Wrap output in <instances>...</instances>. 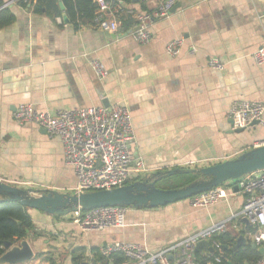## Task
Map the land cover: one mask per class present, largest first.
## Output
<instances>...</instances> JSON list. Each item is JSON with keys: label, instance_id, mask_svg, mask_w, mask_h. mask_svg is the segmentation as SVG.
<instances>
[{"label": "crops", "instance_id": "0c3cea01", "mask_svg": "<svg viewBox=\"0 0 264 264\" xmlns=\"http://www.w3.org/2000/svg\"><path fill=\"white\" fill-rule=\"evenodd\" d=\"M5 1L14 21L0 29V181L36 193H68L76 183L59 140L35 125L15 122L21 104L51 115L125 107L135 137L134 157L149 175L201 169L264 145V126L235 134L229 119L234 102L264 104V65L252 58L264 44V0H177L168 17L148 24L151 39L144 45L129 34L136 15L153 11L142 0H116L122 8L116 19L130 25L121 33L101 31L93 23L75 26L62 17L52 20ZM177 40L182 41L180 53L168 55L167 46ZM211 58L221 70L209 67ZM93 60L105 66V79L93 73ZM169 182L172 177L157 184ZM244 200L240 191H227L225 200L207 208H195L191 200L128 208L123 228L87 232L67 216L28 210L41 236L25 238L35 255L24 264H49L46 257L56 264H74L73 257L80 258L77 264H116L115 258L124 259L117 262L122 264V255L105 257L103 249L124 242L157 253L220 223L233 239L229 250L250 246L258 253L262 247L251 244V227L241 215ZM239 236L243 244L235 250ZM207 242L195 257L217 264L209 260L217 251H210ZM175 254L169 255L172 262Z\"/></svg>", "mask_w": 264, "mask_h": 264}, {"label": "built area", "instance_id": "2783aa9c", "mask_svg": "<svg viewBox=\"0 0 264 264\" xmlns=\"http://www.w3.org/2000/svg\"><path fill=\"white\" fill-rule=\"evenodd\" d=\"M13 0L11 3H17ZM151 4V13L136 15V28L130 35L141 45L149 43L151 36L148 24L152 20H161L169 16L177 0H142ZM95 14L93 25L104 32H124L123 25L116 16L121 6L116 0H93ZM5 4L2 8L7 7ZM182 41H174L166 48L170 56H178ZM252 58L257 65H264V44L256 49ZM209 67L221 70L222 65L215 58L208 61ZM91 68L99 80L108 76L102 62L93 60ZM264 104L249 101L234 102L229 110V119L234 129H246L253 122L264 126ZM18 125L32 124L44 130L50 138H56L62 145L64 163L75 178V186L70 194H83L101 190L116 189L127 184L141 181L149 176V170L141 159L135 158L133 146L135 137L129 111L123 106L90 107L85 109L62 110L51 115L38 112L28 104L19 105L14 112ZM238 191L245 196L241 210L242 217L251 227L249 233L253 247L264 249V170L251 173L237 181H230L202 193L191 200L195 208H207L225 200L227 191ZM128 208L104 207L69 215L74 224L83 232L102 231L109 228H123ZM226 225L220 223L196 233L184 241L157 253H150L139 245L116 242L103 249L106 257L120 254L125 258L122 264H197L194 248L200 241H210L217 251L214 261L220 264L221 246L213 241L214 236L225 234ZM176 252V262L169 260V255ZM253 264H264V252Z\"/></svg>", "mask_w": 264, "mask_h": 264}, {"label": "water", "instance_id": "95a60500", "mask_svg": "<svg viewBox=\"0 0 264 264\" xmlns=\"http://www.w3.org/2000/svg\"><path fill=\"white\" fill-rule=\"evenodd\" d=\"M60 10H64L61 0H58ZM62 19L68 22L65 14ZM253 122L251 127L257 126ZM232 129L233 125L230 122ZM245 129H233L231 133L240 134ZM264 170V145L250 148L234 159L197 170L185 171L173 169L158 172L125 186L83 194L59 193L53 190H41L38 193L31 189H21L0 181V203L20 204L29 210L39 211L52 217H63L77 212H85L104 207H125L136 209H154L180 201L190 200L211 189L224 185L230 181ZM198 174L199 178L180 188L160 189L157 182L176 175L187 173ZM233 191H238L237 186ZM27 234V238H30ZM243 244V237L237 238L235 250ZM203 246H209L207 241H200L194 252ZM4 254L0 257V264H24L34 257V251L29 243L23 239L18 244L4 243ZM225 249H228L225 247ZM210 251H214L213 248ZM264 249L258 250L263 254ZM170 261L171 258H169Z\"/></svg>", "mask_w": 264, "mask_h": 264}, {"label": "trees", "instance_id": "16d2710c", "mask_svg": "<svg viewBox=\"0 0 264 264\" xmlns=\"http://www.w3.org/2000/svg\"><path fill=\"white\" fill-rule=\"evenodd\" d=\"M61 2L64 6V10H60L58 0H19L17 4L24 9L29 8L35 13H43L52 20L61 18L62 15L65 14L67 20L75 26H77L78 21L80 23H92L95 14V6L92 0H61ZM5 4V0H0V8ZM13 21L14 15L8 7L0 9V29L9 26L13 23ZM123 28L124 32L129 31V23L124 21ZM176 176L179 177L181 175ZM163 185H166V183ZM161 186L162 185L157 184L158 188L163 189ZM180 187H170V189ZM28 210V208L20 204L0 203V257L5 252V242L14 244L19 240L25 239L27 237V234H30L33 237L41 236V233L35 230V225L30 215L28 214ZM212 240L217 241L223 251V256L221 257L220 264H253L260 258V255L255 250L251 249L250 246H245L243 249H239L238 251L225 249V247L230 248V245L233 244V239L228 235L223 234L222 236H214ZM114 255L115 254H112L113 257ZM193 255L197 264H206L205 261L197 260L195 254ZM216 256L217 253L214 251L209 260L213 262ZM79 259V257H73V263L77 264V260ZM46 260L49 262V264H56L51 259V257H46ZM98 260H103V257H98ZM123 260L124 259L122 258H115L114 263L118 264L117 262H121Z\"/></svg>", "mask_w": 264, "mask_h": 264}, {"label": "rangeland", "instance_id": "374dc122", "mask_svg": "<svg viewBox=\"0 0 264 264\" xmlns=\"http://www.w3.org/2000/svg\"><path fill=\"white\" fill-rule=\"evenodd\" d=\"M189 170V169H188ZM192 170V169H190ZM199 178V175L198 174H194V173H187L185 175H181V176H174L172 177V182H170L169 184H166V185H162L161 187L163 189H170V187H182V186H185L187 184H190L191 182H193L194 180L198 179ZM69 194L70 193H73L69 190L68 192ZM66 218H70L69 215H67Z\"/></svg>", "mask_w": 264, "mask_h": 264}]
</instances>
